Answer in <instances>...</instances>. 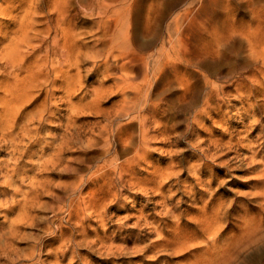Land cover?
I'll return each mask as SVG.
<instances>
[{"label": "rangeland", "instance_id": "obj_1", "mask_svg": "<svg viewBox=\"0 0 264 264\" xmlns=\"http://www.w3.org/2000/svg\"><path fill=\"white\" fill-rule=\"evenodd\" d=\"M184 1L0 0V264H264V0Z\"/></svg>", "mask_w": 264, "mask_h": 264}, {"label": "bare ground", "instance_id": "obj_2", "mask_svg": "<svg viewBox=\"0 0 264 264\" xmlns=\"http://www.w3.org/2000/svg\"><path fill=\"white\" fill-rule=\"evenodd\" d=\"M123 1H124V0H123ZM163 1H164V2L161 3V4H162V9L160 8L161 11L159 10L160 12H158V14H157L158 19H160L161 17H163V15H164L163 13H165V11H166L165 9H166L167 7L174 6V5H176L178 2H182V1H184V0H163ZM215 1H216V0H204L203 3L201 4V6L205 7V9H207L208 7H209V8H212V5H215V4L217 3V2H215ZM65 2H66V1H65ZM114 2H115V1H114ZM114 2H113V3H114ZM184 2H185V1H184ZM58 3H59V2H58ZM118 3H119V2H118ZM122 3H123V2H122ZM59 4H60V3H59ZM61 4H62V2H61ZM66 4H69V3H66ZM126 4H127V3H126ZM109 5H110V4H109ZM114 5H115V4H113V6H114ZM59 6H60V5H59ZM128 6H129V5H128ZM29 8H31V7H29ZM58 8L61 9L60 7H58ZM65 8H66V7H65ZM171 8H172V7H171ZM99 9H100V8H99ZM158 9H159V8H158ZM35 10H37V9H35ZM63 10H64V9H63ZM63 10H62V11H63ZM68 10H69V9H68ZM0 11H1V10H0ZM26 11H27V10H26ZM66 11H67V10H66ZM113 11H114V10H113ZM116 11H117V10H116ZM118 11H120V10H118ZM121 11H122V10H121ZM6 12H7V11H6ZM27 12H28V11H27ZM31 12H32V11H31ZM31 12H30V13H31ZM122 12H123V11H122ZM32 13H33V12H32ZM35 13H36V12H35ZM106 13H107V12H106ZM116 13H117V12H116ZM166 13H167V12H166ZM166 13H165V14H166ZM1 14H2V13H1ZM24 14H25V13H24ZM37 14H38V13H37ZM59 14H60V13H59ZM59 14H58V15H59ZM62 14H63V13H62ZM28 15H29V14H28ZM58 15H57V16H58ZM107 15L110 16V13L107 14ZM123 15H124V14H123ZM6 16H7V15H6ZM21 16H22V15H21ZM21 16H19V18H20ZM26 16H27V15H26ZM29 16H30V15H29ZM29 16H28V17H29ZM45 16H46V15H45ZM45 16H44V17H45ZM57 16H55V17H57ZM59 16H61V14H60ZM64 16H66V15H64ZM111 16H112V15H111ZM111 16H110V17H111ZM4 17H5V16H4ZM12 17H13V16H12ZM14 17H15V16H14ZM28 17H25V19L28 18ZM121 17H122V16L120 15V18H121ZM165 17H166V16H165ZM16 18H17V16H16ZM47 18H48V17H47ZM57 18H58V17H57ZM67 18H68V17H67ZM106 18H107V17H106ZM123 18H124V17H123ZM177 18H178V17H177ZM20 19H21V18H20ZM25 19H24V20H25ZM29 19H30V18H29ZM33 19H34V17H33ZM35 19H36V18H35ZM52 19H53V18H52ZM58 19H59V18H58ZM39 20H40V19H39ZM53 20H54V19H53ZM66 20H67V19H66ZM121 20H123V19H121ZM13 21H14V20H13ZM17 21H18V19H17ZM26 21H27V20H26ZM26 21H25V22H26ZM28 21H30V20H28ZM33 21H34V20H33ZM54 21L56 22V20H54ZM59 21H60V20H59ZM68 21H69V20H68ZM117 21H119V20H117ZM35 22H36V21H35ZM72 22H73V21H72ZM112 22H115V21H112ZM19 23H20V22H19ZM57 23H58V22H57ZM110 23H111V22H110ZM121 23H122V22H121ZM124 23H125V22H124ZM22 24H24V23H22ZM43 24H44V23H43ZM115 24H116V23H115ZM52 25H53V24H52ZM58 25H59V24H58ZM72 25H73V24H72ZM108 25H109V24H107V26H108ZM111 25H113V24H111ZM26 26L29 27V26H31V24L27 25V23H26ZM26 26H25V27H26ZM49 26H50V25H49ZM53 26H54V25H53ZM65 26H71V24H69V25H65ZM117 26H119V25H117ZM28 27H27V29H23L24 27H23V28L21 27V28H22L21 30H23L22 33H21V36H22V34H23V37H22L21 40L18 39V40L20 41L19 44H17V43H18V40L15 39V40H17V41H16V45H15V46H14V43H12V44H13V47H14L13 50H15V49H19L18 46H20L22 43L24 44L25 42L30 41V40H32V39L34 38V37H31L30 35L35 34V33L33 32V33L30 34L31 31L28 30L30 27H29V28H28ZM35 27H36V26H35ZM40 27H42V26H40ZM47 27H48V26H46V28H47ZM74 27H75V26H74ZM74 27H73V29H74ZM31 28H32V27H31ZM53 28H54V27H53ZM56 28H57V27H56ZM59 28H60V27H59ZM64 28H65V27H63V29H64ZM115 28H116V27H115ZM122 28H123V27H122ZM126 28H127V27H126ZM43 29H44V28H43ZM48 29H49V28H48ZM66 29H68V28H66ZM70 29H71V28H70ZM37 30H38V28H37ZM116 30H117V29H116ZM34 31H35V30H34ZM39 31H40V30H39ZM57 31H58V30H57ZM63 31H64V30H63ZM71 31H72V30H71ZM71 31H70V32H71ZM125 31H126V30H125ZM0 32H1V31H0ZM6 32H7V31H6ZM20 32H21V31H20ZM45 32H46V31H45ZM55 32H56V30H55ZM59 32H60V31H59ZM59 32H58V33H59ZM61 32H62V31H61ZM67 32H68V31H67ZM112 32H113V31H112ZM40 33H41V32H40ZM40 33H39V34H40ZM68 33H69V32H68ZM104 33H105V32H104ZM115 33H116V32H115ZM117 33H118V32H117ZM124 33H126V32H124ZM18 34H19V33H18ZM39 34H38V35H39ZM44 34H45V33H44ZM4 35H5V34H4ZM8 35H9V34H8ZM125 35H126V34H125ZM63 36H64V35H63ZM61 37H62V36H61ZM67 37H69V36H67ZM75 37H76V36H75ZM120 37H122V32L119 33V35L116 37V42H115V44L112 45V46H115V45L118 46V44H119V45L124 44L125 40H124V41H122L121 39L118 40V38H120ZM124 38H125V37H124ZM5 39H6V38H5ZM46 39H47V37H46ZM46 39H45V40H46ZM63 39H64V38H63ZM63 39H61V41H63ZM71 39H72V37H71ZM10 40H11V39H10ZM15 40H14V41H15ZM36 40H37V39H36ZM36 40H35V41H36ZM217 40H218V39H217ZM217 40H216V41H217ZM32 41H34V40H32ZM37 41H40V40H37ZM64 41H65V40H64ZM75 41H76V40H75ZM114 41H115V40H114ZM114 41H113L112 43H114ZM7 42H9V41H7ZM11 42H12V41H11ZM51 42H52V41H51ZM54 42H55V41H54ZM54 42H53V43H54ZM44 43H45V42H43V44H44ZM55 43H56V42H55ZM65 43H66V42H65ZM104 43H105V42H104ZM112 43H111V44H112ZM3 44H4V43H3ZM8 44H11V43H8ZM75 44H76V43H75ZM108 44H109V43H108ZM111 44H110V46H111ZM40 45H41V44H40ZM56 45H57V44H56ZM105 45H106V44H105ZM207 45H208V44H207ZM11 46H12V45H11ZM35 46H36V45H35ZM41 46H42V45H41ZM50 46H51V45H50ZM74 46H75V45H74ZM110 46H109V47H110ZM6 47H7V44H6ZM23 47H24V46H23ZM31 47H33V46H31ZM31 47H30V50L32 49ZM38 47H39V46H38ZM69 47H70V46H69ZM71 47H72V46H71ZM77 47H78V46H77ZM115 47H116V46H115ZM24 48H25V47H24ZM42 48H43V47H42ZM104 48H105V47H104ZM116 48H117V47H116ZM21 49H22V48H21ZM54 49H55V48H54ZM69 49L73 50L72 48H69ZM105 49H106V48H105ZM112 49H113V48H112ZM9 50H11V49L9 48ZM13 50H12V51H13ZM27 50H28V49H27ZM40 50H41V49H40ZM42 50H43V49H42ZM98 50H99V49H98ZM98 50H97V51H98ZM15 51H16V50H15ZM23 51H24V49H23ZM214 51H215V50H214ZM16 52H17V51H16ZM33 52H34V51H33ZM56 52H57V51H56ZM68 52H69V51L67 50V53H68ZM74 52H75V51H74ZM100 52H101V51H100ZM120 52H121V51H120ZM120 52H119V53H120ZM123 52H124V51H122L121 54H122ZM125 52H127V51H125ZM259 52H260V51H259ZM8 53H12V52H8ZM24 53H25V52H24ZM31 53H32V52H31ZM39 53H40V52H39ZM105 53H106V52H105ZM2 54L7 55V54L5 53V51L2 52L1 55H2ZM14 54H15V53H14ZM14 54H13L12 56H13V57H16V55L14 56ZM16 54H18V53H16ZM20 54H21V52H20ZM35 54H37V52H36ZM114 54H115V52H114ZM1 55H0V56H1ZM8 55H10V54H8ZM32 55H33V54H32ZM115 55H116V54H115ZM131 55H132V54H131ZM191 55H192V54H191ZM193 55H194V54H193ZM12 56H8V60L10 61V63H12V60H11V59H14V58H12ZM19 56H20V55H19ZM19 56H18L16 59H18ZM56 56H57V55H56ZM66 56H67V55H66ZM66 56H65V57H66ZM68 56H69V55H68ZM72 56H73V55H72ZM129 56H130V55H129ZM129 56H128V57H129ZM195 56H196V55H195ZM1 57H2V56H1ZM5 57H6V56H5ZM22 57H23V56H21L20 59H21ZM26 57H27V56H26ZM34 57H35V55H34ZM70 57H71V55H70ZM111 57H112V56H111ZM120 57H121V56H120ZM193 57H194V56H193ZM200 57H202V56H200ZM71 58L73 59L74 57H71ZM194 58H196V57H194ZM27 59H30V58H27ZM75 59H76V58H75ZM115 59H116V58H115ZM124 59H125V58H124ZM198 59H199V58H198ZM213 59H214V58H213ZM8 60H7V61H8ZM25 60H26V59H25ZM30 60H31V59H30ZM30 60H29V61H30ZM32 60H33V58H32ZM32 60H31V61H32ZM67 60H69V59H67ZM76 60H78V59H76ZM104 60H105V59H104ZM121 60H122V59H121ZM121 60H120V61H121ZM200 60H201V58H200ZM9 61H8V62H9ZM14 61H15V59H14ZM31 61H30V62H31ZM34 61H35V59H34ZM54 61L56 62V60H54ZM54 61H53V62H54ZM74 61H75V60H74ZM114 61H115V60H114ZM205 61H206V60H205ZM2 62H3V61H2ZM4 62H5V60H4ZM8 62H7V64H8ZM25 62H26V61H25ZM25 62H24V63H25ZM37 62H38V61H37ZM37 62H36V64H37ZM71 62H73V61H71ZM216 62H217V61H216ZM13 63H14V62H13ZM33 63H35V62H33ZM33 63H31L30 65H32ZM38 63H39V62H38ZM47 63H48V62H47ZM107 63H109V61H108ZM112 63H113V62H112ZM120 63H121V62H120ZM0 64H2V63H0ZM3 64H4V63H3ZM7 64H6V65H7ZM19 64H20V62H19ZM25 64H26V63H25ZM55 64H56V63H55ZM55 64H53V65H55ZM67 64H68V63H67ZM76 64H77V63H76ZM76 64H74V65H76ZM125 64H126V63H125ZM213 64H214V62H211V63H210L211 66H212ZM65 65H66V64H65ZM105 65H106V63H105ZM108 65H109V64H108ZM117 65H118V64H117ZM119 65H120V64H119ZM208 65H209V64H208ZM0 66H1V65H0ZM3 66H4V65H3ZM18 66H19V65H18ZM27 66H28V65H27ZM27 66H26V68H27ZM46 66H47V64H46ZM71 66H73V64H72ZM121 66H122V65H121ZM205 66H206V64H205ZM213 66H215V64H214ZM10 67H12V66H10ZM14 67H15V66H14ZM34 67H37V66H34ZM47 67L49 68V66H47ZM61 67H63V66H61ZM61 67H59V68L61 69ZM2 68H3V67H2ZM37 68L39 69L40 67L38 66ZM63 68H64V67H63ZM7 69H8V67H7ZM31 69H32V68H31ZM64 69H65V68H64ZM0 70H1V69H0ZM26 70H27V69H26ZM44 70H46V68H45ZM44 70H43V71H44ZM69 70H70V69H69ZM72 70H73V69H72ZM6 71H7V70H6ZM27 71H28V70H27ZM30 71H31V70H30ZM53 71H54V70H53ZM15 72H16V71H15ZM58 72H59V71H58ZM69 72H70V71H69ZM11 73H12L11 70H9V71H7L6 74H7V75H11ZM20 73H21V72H20ZM28 73H29V72H28ZM60 73H61V72H60ZM65 73H66V72H65ZM65 73H63V74H65ZM0 74H1V72H0ZM18 74H19V73H18ZM30 74L32 75V72H31ZM30 74H29V75H30ZM31 75H30V78H31ZM69 75H70V74H69ZM23 76H24V75H23ZM33 76H34V75H33ZM36 76H37V74H36ZM40 76H41V75H40ZM52 76H53V72H52ZM62 76H64V75H62ZM67 76H68V74H67ZM74 76H75V74H74ZM13 77H14V76H13ZM25 77H26V76H25ZM71 77H72V76H71ZM10 78H11V77H10ZM15 78H16V76H15ZM32 78H33V77H32ZM35 78H36V77H35ZM37 78H38V77H37ZM59 78H60V77H59ZM66 78H67V77H66ZM68 78H69V77H68ZM2 79H3V78H2ZM8 79H9V78H8ZM21 79H22V78H21ZM42 79H43V78H42ZM62 79L65 81V78H62ZM74 79H75V78H72V80H74ZM0 80H1V79H0ZM3 80H4V79H3ZM3 80H2V81H3ZM10 80H13V78L10 79ZM24 80H25V79H24ZM67 80H68V79H67ZM72 80H71V81H72ZM7 81H9V80H7ZM19 81H20V80H19ZM28 81H29V80H28ZM33 81H35V80H33ZM37 81H38V80H37ZM61 81H62V80H61ZM64 81H63V82H64ZM23 82H24V81H23ZM23 82H22V84H24ZM45 82H46V81H45ZM68 82H69V81H68ZM72 82H73V81H72ZM6 83H7V82H6ZM13 83H14V81H13ZM20 83H21V82H20ZM20 83H19V86H20ZM25 83H27V82H25ZM39 83H40V82H39ZM59 83H60V82H59ZM1 84H2V82H1ZM36 84H37V83H36ZM65 84H66V83H65ZM71 84H72V83H71ZM11 85H12V84H11ZM26 85H27V84H26ZM37 85H38V84H37ZM46 85H47V84H46ZM61 85H62V84H61ZM74 85H76V84H74ZM7 86H9V85H7ZM7 86H6V87H7ZM12 86H13V85H12ZM21 86H22V85H21ZM24 86H25V85H24ZM34 86H35V85H34ZM2 87H5V86L3 85ZM61 87H62V86H61ZM64 87H65V90H66V89H67V86L64 85ZM64 87H63V88H64ZM72 87H73V86H72ZM17 88H18V87H15V86H14L13 88H8V87H7L5 90L3 89V90L6 91L8 94H10V96H12V97H16V100H13V99L11 100V101H16L15 103L12 102V103H14V104H16L17 102L19 103L20 101L24 100L25 97L27 98V96H28L27 93L25 94V92H27V89H26V88H24V87L21 88V89H17ZM34 88H35V87H34ZM215 88H216V87H215ZM0 90H1V89H0ZM3 90H2V91H3ZM21 90H22V91H21ZM34 90H35V89H34ZM72 90H73V88H72ZM72 90H71V91H72ZM2 91H1V93H3ZM43 91H44V90H43ZM66 91H67V90H66ZM66 91H65V92H66ZM15 92H17V94H19V96H18ZM37 92H38V91H37ZM210 92H211V91H210ZM1 93H0V95H1ZM4 93H5V92H4ZM21 93H24V95H27V96L23 97V94H21ZM30 93H31V92H30ZM30 93H29V95H30ZM35 93H36V92H35ZM35 93H34V94H35ZM41 93H42V92H41ZM46 93H47V92H46ZM71 93H72V92H71ZM239 93H240V92H239ZM12 94H14V95H12ZM31 94H33V92H32ZM72 94H73V93H72ZM74 94H75V93H74ZM210 94H211V93H210ZM65 95H66V93H65ZM68 95H69V94H68ZM1 96H2V95H1ZM30 96H31V95H30ZM37 96H38V95H37ZM4 97H5V96H4ZM12 97H10V98H12ZM67 97H68V96H67ZM210 97H211V96H210ZM210 97H209V98H210ZM5 98H6V97H5ZM10 98H9V99H10ZM28 98H29V96H28ZM35 98H36V97H35ZM68 98H69V97H68ZM14 99H15V98H14ZM45 99L47 100V98H45ZM69 99H70V98H69ZM32 100H33V99H32ZM93 100H95V99H93ZM0 101H3V100L0 99ZM7 101H8V100H7ZM9 102H10V101H9ZM24 102H25V101H24ZM42 102H43V101H42ZM42 102H41V103H42ZM5 103H6V102H5ZM25 103H26V102H25ZM45 103H46V101H45ZM125 103H126V102H125ZM129 103H130V100H129ZM3 104H4V102H3ZM6 104L9 105V103H6ZM20 105H21V104H20ZM23 105H24V104H23ZM41 105H42V104H40L39 106H41ZM44 105H45V104H44ZM71 105H72V104H71ZM126 105H127V104H126ZM15 106H16V105H15ZM127 106H128V105H127ZM5 107H8V106H5ZM17 107H18V105L16 106V108H17ZM20 107H21V106H20ZM41 107L43 108V105H42ZM139 107H141V106H139ZM3 108H4V106H3ZM11 108H12V104H11ZM14 108H15V107L13 106L12 109H14ZM39 108H40V107H39ZM39 108H37V109L39 110ZM47 108H48V107H47ZM74 108H75V107H74ZM128 108H129V107H128ZM6 109H10V108L8 107V108H6ZM72 109H73V108H72ZM72 109H71V110H72ZM77 109H78V107H77ZM123 109H127V108H123ZM16 110H17V109H16ZM127 110H128V109H127ZM42 111H43V109H42ZM120 111H121V110H120ZM0 112H1V111H0ZM7 112H8V111H7ZM9 112H10V111H9ZM19 112H20V111H19ZM37 112H38V111H37ZM71 112H72V111H71ZM74 112H75V111H74ZM132 112H133V111H132ZM16 113H17V112H16ZM38 113H40V110H39ZM123 113H124V112H123ZM3 114H5V113H3ZM3 114H1V115H3ZM8 114H9V113H8ZM8 114H5V115H8ZM10 114H11V113H10ZM12 114H13V113H12ZM14 114H15V113H14ZM1 115H0V119L2 118ZM39 115H40V114H39ZM44 115H45V114H44ZM10 116H11V115H10ZM17 116H18V115H17ZM37 116H38V115H37ZM41 116H42V115H41ZM12 117H13V116H12ZM14 117H15V115H14ZM4 118H5V117H4ZM4 118H3V120H5V123H6V119H7V118H6V119H4ZM9 118H11V117H8V119H9ZM25 118H27V117H25ZM39 118L42 119V117H39V116H38V119H39ZM11 119H12V118H11ZM19 119H20V118H19ZM24 120H25V119H24ZM32 120H34V119H32ZM0 121H1V120H0ZM16 121H17V120H16ZM16 121H15V122H16ZM29 121H30V120H29ZM29 121H28V122H29ZM11 122L14 123L13 121H11ZM8 123H9V121H8ZM8 123H7V124H8ZM24 123H25V122H24ZM37 123H38V122H37ZM22 124H23V123H22ZM27 124H28V123H27ZM27 124H25V126H26ZM0 125H3V126H4V123H2V124H0ZM16 125H17V124H16ZM8 126H9V125H7V127H6L7 129H9ZM11 126H12V125H11ZM9 127H10V126H9ZM0 128H2V127H0ZM23 128H24V126H23ZM27 128H29V126H28ZM27 128H25V129L27 130ZM7 129H6V130H7ZM25 129H24V130H25ZM31 129H32V127H31ZM4 131H5V130H4ZM9 131H10V130H9ZM9 131H8V132H9ZM27 131H29V130H27ZM30 131H31V130H30ZM0 132H2V131H0ZM16 132H17V131H16ZM18 132H19V131H18ZM25 132H26V131H25ZM6 133H7V132H6ZM10 133H11V132H10ZM14 133H15V132H14ZM14 133H12V134H14ZM24 134H25V133H24ZM12 136H13V135H12ZM21 136H23V135H21ZM10 137H11V136H10ZM13 137H14V136H13ZM7 138H8V137H7ZM19 139H20V137H19ZM13 141H14V140H13ZM15 142H16V141H15ZM15 142H14V143H15ZM6 143H7V142H6ZM17 144H18V143H17ZM15 145H16V144H15ZM220 146H221V145H220ZM13 147H14V146H13ZM14 149H15V148H14ZM217 149H218V148H217ZM16 160H17V159H15V161H16ZM121 165H122V164H121ZM123 167H124V166H123ZM120 168H122V167H120ZM122 169H123V168H122ZM15 170H16V169H15ZM6 171H7V170H6ZM121 173H122V172H121ZM121 173H120V175H121ZM118 179H119V178H118ZM121 181H122V180H121ZM222 213H223V212H222ZM225 213H226V211H225ZM217 214H218V213H217ZM223 214H224V213H223ZM223 214H222V215H223ZM219 217H220V215H219ZM222 218H223V217H222ZM217 219H218V218H217ZM221 220H222V219H221ZM207 221H208V220H207ZM217 221H219V220H217ZM209 222H210V221H209ZM219 222H221V221H219ZM222 222H223V221H222ZM222 222H221V223H222ZM254 222H255V221H254ZM211 223H212V222H211ZM206 224H207V223H206ZM215 224H217V223H215ZM242 224H243V223H242ZM251 224L253 225V223H251ZM213 226H214V225H213ZM218 226H219V225H218ZM261 227H262V226H261ZM248 228H250V227H248ZM242 229H243V228H242ZM245 229H246V228H245ZM251 230H252V229H251ZM255 230H256V229H255ZM252 231H253V230H252ZM257 231L259 232V230H257ZM253 232H254V231H253ZM184 233H185V232H184ZM195 233H196V232H195ZM216 233H217V232H216ZM262 233H264V232H262ZM187 234H188V233H187ZM193 234H194V233H193ZM193 234H192V235H193ZM196 234H197V233H196ZM196 234H195V235H196ZM260 234H261V233H260ZM185 235H186V234H185ZM185 235H184V236H185ZM211 235H212V234H211ZM234 235H235V234H234ZM255 235H256V234H255ZM178 236H179V235H178ZM181 236H182V235H181ZM220 236H221V235H220ZM244 236L246 237V235H244ZM247 236H248V235H247ZM257 236H258V235H257ZM234 237H235V236H234ZM245 237H244V238H245ZM252 237H253V236H252ZM261 237H264V236H261ZM173 238H175V237H173ZM179 238H180V237H179ZM250 238H251V237H250ZM254 238H255V237H254ZM256 238H258V237H256ZM256 238H255V239H256ZM227 239H228V238H227ZM235 239H236V238H235ZM245 239H246V238H245ZM255 239H254V240H255ZM175 240H176V239H175ZM211 240H212V239H211ZM220 240H221V238H220ZM178 241H179V240H178ZM224 241H225V240H224ZM226 241H227V240H226ZM226 241H225V242H226ZM229 241H230V240H229ZM242 241L244 242V239H243ZM242 241H241V242H242ZM258 241H259V240H258ZM180 242H181V241H180ZM214 242H215V241H214ZM241 242H240V243H241ZM243 242H242V243H243ZM250 242H251V241H250ZM256 242H257V240H256L254 243H256ZM191 243H192V242H191ZM209 243H210V242H209ZM219 243H220V242H219ZM240 243H239V244H240ZM251 243H253V242H251ZM169 244H170V243H169ZM178 244H179V243H178ZM193 244H194V242H193ZM180 245H181V244H180ZM208 245H209V244H208ZM236 245H238V244H236ZM244 245H246V244H244ZM247 245H248V244H247ZM251 245H252V244H251ZM251 245H249V246H251ZM162 246H163V245H162ZM164 246H165V245H164ZM172 246H173V244H172ZM167 247H168V246H167ZM176 247H177V246H176ZM235 247H236V246H235ZM171 248H172V247H171ZM227 248H228V247H227ZM247 248H248V247H247ZM184 249H185V247H184ZM209 249H210V248H209ZM211 249H213V248H211ZM235 249H236V248H235ZM173 250L175 251L176 249L173 248ZM178 250H179V249H178ZM180 250H183V249H180ZM227 250H228V249H227ZM243 250H244V249H241V252H242ZM218 251H219V250H218ZM223 251H224V250H223ZM228 251H229V250H228ZM230 251H231V253H233L231 249H230ZM241 252L238 253V255L241 254ZM200 253H201V252H200ZM224 253H226V252H224ZM227 253H228V252H227ZM202 254H203V253H202ZM204 254H205V253H204ZM224 255H225V254H224ZM224 255H223V257H224ZM229 255H230V254H229ZM238 255H237V256H238ZM235 256H236V255H235ZM237 256H236V258H237ZM226 257H227V256H225L224 258H226ZM232 257H233V256H232ZM224 258H223V259H224ZM261 258H262V257H261ZM189 259H190V258H189ZM189 259H188V260H189ZM192 259H193V258H192ZM216 259H217V258H216ZM220 259L222 260V258H220ZM188 260H186V261H188ZM200 260H201V258H200ZM231 260H233V259H231ZM253 260H254V258H253ZM255 260H256V259H255ZM262 260H264V259H262ZM195 261H196V259H195ZM227 261H229V259H227ZM256 261H257V260H256ZM204 262H205V261H204ZM213 262H214V259H213ZM213 262H211V263L214 264ZM181 263H182V262H181ZM187 263H188V262H187ZM187 263H185V264H187ZM245 263H246V262H245ZM207 264H209V263H207ZM222 264H223V263H222ZM230 264H231V263H230Z\"/></svg>", "mask_w": 264, "mask_h": 264}]
</instances>
